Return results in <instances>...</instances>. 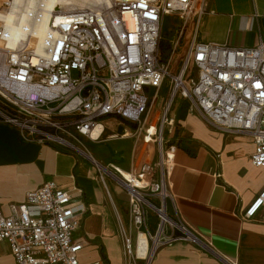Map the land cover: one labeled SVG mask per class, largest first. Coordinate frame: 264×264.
I'll return each mask as SVG.
<instances>
[{"label":"built area","instance_id":"obj_1","mask_svg":"<svg viewBox=\"0 0 264 264\" xmlns=\"http://www.w3.org/2000/svg\"><path fill=\"white\" fill-rule=\"evenodd\" d=\"M40 1L18 5L29 16L22 26L0 21V121L16 127L24 141L80 153L69 139L94 141L91 133L102 119L133 124L124 136L140 138L149 157L132 174L141 187L107 173L126 191L135 226L146 229L147 215H156L151 257L167 240L197 244L188 227L167 212L175 153L166 138L175 124L171 110L180 96L213 128L253 135L250 161L264 169V41L248 49L199 42L206 0L56 5L39 40L34 22ZM13 2L1 0V16L19 12L12 10ZM166 20L176 21V30L164 52ZM165 87L166 100L151 122L155 98ZM80 195L76 186L63 189L47 182L27 193L23 203L11 204L7 215L0 212V242L8 244L15 264H80L78 254L87 244L77 236L87 214ZM259 212L264 213V187L242 218L253 219ZM174 228L181 235L167 236ZM142 233L151 237L147 229ZM124 241L130 264H136L139 258L126 232Z\"/></svg>","mask_w":264,"mask_h":264},{"label":"crops","instance_id":"obj_2","mask_svg":"<svg viewBox=\"0 0 264 264\" xmlns=\"http://www.w3.org/2000/svg\"><path fill=\"white\" fill-rule=\"evenodd\" d=\"M206 10L198 24L199 42L248 49L264 41V0H206ZM166 97L167 92L155 98L149 114L151 122ZM187 105L180 99L177 110L170 115L175 121L174 128L166 134L167 140L175 146L170 174L171 199L166 205L170 218L185 224L198 241L192 244L167 240L157 248L148 264H264V213L259 212L250 220L242 218L264 187V169L254 167L250 161L255 148L253 135L217 130L197 113L190 112ZM99 125L103 131L100 138L104 141L78 136L69 141L79 149L82 138L93 144L113 142L119 146L116 155L125 152L127 163L131 160L138 173L149 157L140 138L124 136L135 126L116 117L102 119ZM71 150L60 145L24 141L16 127L0 122V212L7 215L11 204L23 203L27 193L47 182L63 189L76 186L82 190L79 198L87 207L77 232V236L86 240V247L92 243L89 237L108 238L106 230L115 228L109 216V201L115 205L124 201H120V193L112 185L117 193L113 199L105 178H101L109 194V200L105 201L102 193L94 188L100 182L94 179L92 165L87 160L98 164L95 161L98 159L82 149L81 153L73 150L84 159L77 161L68 154ZM114 156L100 157L106 164ZM107 167L129 174L112 162H108ZM128 178L123 179L132 187H141L132 174ZM149 214L147 222L151 223L154 215ZM166 235H181V232L174 228L167 230ZM102 261L79 260L80 264ZM0 264H15L5 242H0Z\"/></svg>","mask_w":264,"mask_h":264},{"label":"rangeland","instance_id":"obj_3","mask_svg":"<svg viewBox=\"0 0 264 264\" xmlns=\"http://www.w3.org/2000/svg\"><path fill=\"white\" fill-rule=\"evenodd\" d=\"M92 2L93 1H91L90 5H88V6H92ZM0 5H1V0H0ZM175 25H176V21L173 22L171 20H166L164 23V27H163V31H162L163 51L164 52H166L169 40L173 38V34L176 30ZM165 92H167L166 87L163 90H161L159 95L165 94ZM151 94H152V91L149 92V95H151ZM180 99H181V97L178 96L177 99L175 100L171 114H173L177 110ZM187 109H188V105H187ZM1 123H3V122H1ZM103 139L104 138L101 137L100 141H104ZM80 144L81 145H79V146L82 150H84L86 153L92 154V156L94 158L99 160V161L95 160L98 163V164H95L86 158L89 161V163L92 165V174L95 177L94 179H96V181L100 182V184H98L97 187H94L96 192H98V193L101 192L103 199H105V201L109 200V194L106 191L104 184L102 183V180H101V178H105L104 182L107 185L108 190L110 191L111 197H113V199H116V197H117V193L113 189V186H114L117 189V191L120 193L118 196L120 201L123 200L124 203L116 202V205H115L114 203L109 201V203H108L109 216H110L115 228L109 229L110 231L108 229H107L108 231L106 230V233L108 234V238L95 239L93 237L92 238L89 237L88 240L91 241L92 243L90 246H86L78 254L79 260L81 262H93L96 259H100V260L103 259V261H102L103 264H120L121 262H123L124 264H130L131 259L128 255H126L125 249H124V242H125L124 241V232L127 233L128 237L131 240L132 247L134 248L135 243H136L137 234L139 232L146 231V229H147V231L149 232V234L151 236V237H149L148 234H146V238H147L148 243H149V250L151 251V246H152V240L151 239L153 237H155V234L157 232L158 219H157L156 215L153 214L154 216L152 218V222L151 223L147 222L146 229L144 227L139 228L138 226L134 225L133 216H132V213L129 209V201H128V196L126 194V191L109 174V173H111V174L117 176L118 178L122 179L123 181H125V179H123V178L127 179L128 175H131V174L135 175L136 174L134 167H132L131 160L127 163V155H125V152H123V153L119 152V154L116 155L117 150L119 148L118 145H116L113 142H100L98 144H93L92 142H90L89 140L84 139V138L80 139ZM68 154L72 155V157L74 159H76L77 161H84L82 155L73 151V150L69 151ZM108 154H113V155L115 154V156L112 157L108 162H112L114 164L121 166L122 168L128 170L129 174H127L126 172L117 171L116 169H113L111 167L105 168V166L108 162L106 164H103V163H105V161L103 159H101L100 156H106ZM102 167H104L105 169H103ZM107 172H109V173H107ZM117 174H120V176H123V177H120ZM128 179H130V178H128ZM129 186L132 187L131 185H129ZM148 215H150V214H148ZM148 215H147V219H148ZM150 254L144 260H139V259L136 260V264H148V262L150 261V257H151Z\"/></svg>","mask_w":264,"mask_h":264},{"label":"bare ground","instance_id":"obj_4","mask_svg":"<svg viewBox=\"0 0 264 264\" xmlns=\"http://www.w3.org/2000/svg\"><path fill=\"white\" fill-rule=\"evenodd\" d=\"M23 1L24 0H14L12 10L15 11V13L19 11L18 5H21ZM27 1L28 3L32 5L36 4V0H27ZM91 1H93L92 6H99L100 4L104 3V0H41L39 3L40 10L37 13L36 21L34 22L36 23V25L34 24L35 26L34 36L37 39L41 40L46 30V24L49 19V12H52L56 5L66 6L68 8L70 7L87 8V7H92V6H88L90 5ZM28 18L29 16H27V14L23 10H20L17 14H14L12 12L4 16H1L0 14V21H3L8 26H13L15 21L19 23V26L20 25L22 26L23 24L27 22ZM12 32L16 33L17 31L12 30ZM100 133H101V126L98 125L97 127H95V129L91 133V137L93 138L94 141L98 140ZM135 250H136V256L139 259H146L148 255L150 254L148 240L146 238V235L142 232H139L137 234Z\"/></svg>","mask_w":264,"mask_h":264}]
</instances>
